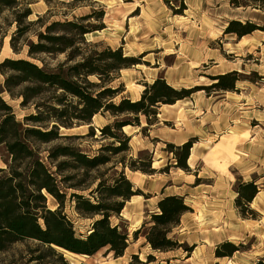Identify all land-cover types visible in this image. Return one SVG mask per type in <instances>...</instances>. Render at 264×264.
Instances as JSON below:
<instances>
[{"label": "rangeland", "instance_id": "374dc122", "mask_svg": "<svg viewBox=\"0 0 264 264\" xmlns=\"http://www.w3.org/2000/svg\"><path fill=\"white\" fill-rule=\"evenodd\" d=\"M15 2L13 8L3 9L0 14V63L4 59H22L47 71H54L64 63L66 55L41 54L28 57L27 43L36 44V35L44 33L45 27L53 22H75L91 31L84 36V40L86 44L96 47H87L86 51L99 53L106 48H120L126 57H140V65L120 71L108 85L112 89L121 87L120 94L113 100L114 104H118L122 98L138 101L145 86L151 85L156 79H163L176 90L194 87L207 89L175 103L174 107L160 105L157 115L150 119L140 115L139 127L122 128V135L130 139L128 151L115 156L109 165L101 167L92 175L105 173L104 179L110 180L116 173L123 172L134 188L145 196H136L132 202L126 203L120 219H110L112 226L119 225L126 231L129 247L121 258L107 254L106 249L91 257H78L60 251L68 264H201L204 260V264H256L258 260L264 259V32L254 33L240 41L236 36L223 35L227 23L232 20L241 23L250 21L264 27V0H238L246 3L247 8H234L230 0ZM181 2L185 10L182 14H175ZM26 10L31 12V16L22 19L23 27L39 18L40 22L15 38L18 50L15 54L9 44L17 28L15 18ZM56 33L62 35L63 32ZM6 39L10 51L5 49ZM230 72H237L241 76V81L235 84L233 91L217 92L210 88L214 84L211 77ZM89 81L98 83L94 77ZM3 98L13 108L18 121L22 122L25 116L35 114L32 108L22 109L19 106L20 100H11L7 95H3ZM113 122L114 119L106 113L95 116L90 125L71 130L60 129L61 135L74 138L38 146L43 161L47 163V151L56 145L72 146L89 158L101 155V147L118 146L112 139H104L100 135V130ZM89 127H92V136ZM193 135L197 136L191 138ZM186 136H189L188 141H193L192 147L200 144L197 152L202 156L201 161L191 164L193 168L188 166L189 173L175 168L172 154L166 151V144H171L168 141H174L175 145H172L180 146L179 143ZM225 140L229 144L221 157L212 156L211 152L216 145ZM238 145L245 148L244 153ZM146 154L152 157L153 175L133 173L119 164L123 160L128 165L131 161L144 159ZM4 158L6 154L0 148L2 169L5 168L2 161ZM194 174L197 176V184L192 179ZM249 179L259 189L257 198L249 206L256 214L255 220L241 218L235 206L237 186L248 183ZM195 185H199V191L207 192L217 202L204 204V195L191 191ZM175 192L191 194L189 201L193 208L189 206L191 213L187 215L192 219L189 224L196 223L199 227L208 224L212 228L211 233H220L212 236L208 235L210 232L201 229L193 234L189 242L184 243L183 237L178 239L170 235L188 247L193 239L200 240H197L198 251L190 263L185 262L188 256L182 249L168 254L156 253L144 239L145 230L150 226V215L157 213L156 204L160 195ZM81 194L87 196V193ZM47 207L51 210L56 208L54 200L49 196ZM203 211L209 216L203 218ZM213 211H222L223 214L211 216ZM63 212L71 221L75 233L83 237L91 230L93 221L98 219L80 217L68 196ZM139 229L135 241L133 233ZM224 237L227 238L224 241L241 247L240 252L231 259H217L214 255L210 257L209 250L217 245L213 246V243H221ZM207 242L211 246L206 249L203 243ZM38 247L33 241L15 244L0 253V264H34L29 261L38 256ZM148 256L153 258L147 260Z\"/></svg>", "mask_w": 264, "mask_h": 264}, {"label": "trees", "instance_id": "16d2710c", "mask_svg": "<svg viewBox=\"0 0 264 264\" xmlns=\"http://www.w3.org/2000/svg\"><path fill=\"white\" fill-rule=\"evenodd\" d=\"M15 4V0H0V14L3 9L13 8ZM230 5L234 8L248 7L238 0H230ZM184 10L181 2L179 10L174 12L182 14ZM29 16L31 12L26 10L15 18L17 28L9 43L15 54L18 53L15 38L40 22L39 18L23 27L22 19ZM57 31L63 32L62 35H57ZM257 31L264 32V27L250 21L241 23L232 20L227 23L223 35L236 36L240 40ZM90 32L75 22H53L45 27L44 33L36 35V44L27 43L28 57L66 55L64 63L54 71H47L22 59H4L0 63V148L6 154V158L2 159L5 168H0V253L18 243L36 242L40 248L36 251L38 256L29 263L68 264L60 251L91 257L106 249V253L114 258L123 257L129 247L128 234L119 225L112 226L110 219H120L125 204L133 197L144 195L134 188L123 172L116 173L110 180L104 179L105 173L97 176L92 173L109 165L115 156L128 151L130 139L121 131L127 126L139 127L140 115L150 119L157 115L160 105H174L189 99L194 93L207 90L199 87L176 90L163 79H156L145 86L138 101L122 98L114 104L121 87L112 89L108 85L120 71L140 65V57H126L120 48H106L99 53L86 51L87 47H96L85 43L84 36ZM92 77L98 79V83L89 81ZM211 81L214 84L210 88L217 92L233 91L241 76L230 72L211 77ZM3 95L11 100H20L22 109L32 108L35 114L18 121ZM106 113L114 122L104 126L100 135L104 139H112L118 146L101 147V155L89 158L72 146L56 145L48 149L47 163L43 161L38 146L74 138L61 135L60 129L90 125L95 116ZM89 128L92 136V127ZM192 145L193 141L178 147L166 144V151L172 154L175 168L190 172L187 160ZM119 164L133 173L155 174L151 169L152 157L148 154L144 159L131 161L128 165L123 160ZM258 192L254 182L237 186L235 206L241 218L256 219L249 205ZM81 193H87V196ZM46 196L54 200V210L47 207ZM67 196L69 201L74 202V210L80 217L98 218L84 237L75 233L71 221L63 212ZM156 209L157 213L150 215V226L144 233L146 244L156 253L182 249L188 256L193 247L178 243L170 235L179 225L182 215L191 212V209L179 196L161 198ZM139 231L133 233V240H137ZM240 248L227 241L221 242L214 248V257L231 259L240 252ZM133 258L136 259V256ZM152 258L148 256L147 260ZM256 264H264V259Z\"/></svg>", "mask_w": 264, "mask_h": 264}, {"label": "crops", "instance_id": "0c3cea01", "mask_svg": "<svg viewBox=\"0 0 264 264\" xmlns=\"http://www.w3.org/2000/svg\"><path fill=\"white\" fill-rule=\"evenodd\" d=\"M259 31H257V32H254V33H258ZM254 33H252V34H254ZM251 34V35H252ZM249 36V35H248ZM246 37V36H245ZM245 37H243V38H241L240 40H242V39H244ZM239 40V41H240ZM177 104V103H176ZM175 104V105H176ZM175 105H172L171 107H174ZM160 117V116H159ZM157 123H158V121H157ZM195 136H197V135H193V136H190L191 138L192 137H195ZM232 136H239V135H236V134H233ZM177 140H178V138H176ZM189 140V136H186V138L185 139H183L179 144H184L185 142H187ZM169 143H171V144H174V141H168ZM200 143H201V141H200ZM175 145V144H174ZM176 146H178V145H176ZM199 146H200V144H197V145H194L192 148H191V150H190V156H189V158H188V160H187V166H189V168H193L192 166H191V164H193V165H195V163L196 162H198L199 160L201 161V159H202V156H199V153L197 152L198 151V148H199ZM238 148H242L243 149V153H244V147H241L240 145H238L237 146ZM237 149V148H236ZM238 150V149H237ZM201 158V159H200ZM191 159H192V161H191ZM196 175L194 174L193 176H192V179L194 180L195 179V181L197 180L196 179ZM249 182H251L250 181V179L248 180ZM248 181H245V182H248ZM200 186L199 185H195V187L193 188V189H191V191L194 193V194H198V195H204V201H203V203L204 204H206V203H209V204H212L213 202H217V201H213V198L207 193V192H204V191H199V188ZM259 194V193H258ZM257 194V195H258ZM191 194L190 193H187V194H184V193H181V192H175V193H172V194H162V195H160L161 197H166V196H179V197H182L183 199H184V202H185V204L189 207H192L191 206V202L189 201V196H190ZM257 195H256V197L254 198V200L257 198ZM219 196V195H218ZM161 197H160V199H161ZM159 199V200H160ZM211 200H212V202H211ZM216 200V199H215ZM254 200L252 201V203L249 205L250 207L252 206V204L254 203ZM213 206V205H212ZM189 207V208H190ZM193 208V207H192ZM212 208V207H211ZM189 213H191V212H189ZM188 213H186V214H184V215H182V217L180 218V222H179V225L173 230V232H172V236H175V238H178V239H180L181 237H183L182 238V242L184 243L185 241L186 242H189V240L190 239H192L194 236H193V234H195L196 232H198V231H201V229H204L205 230V232H210V233H208V235L210 234V235H219L220 233H211V230H212V228L208 225V224H205V225H203V227L201 228V227H199L196 223H193V224H189V221H191L192 219L191 218H189L188 217V215H187ZM202 214H203V218H205L206 216H209L208 215V213H206L205 211H203L202 212ZM214 214H219V215H221L222 216V214H223V212L222 211H219V212H216V211H213L210 215L211 216H214ZM194 216H196V213H194L193 214ZM238 215V214H237ZM221 219V218H220ZM183 227V228H182ZM186 236V237H185ZM198 238V237H197ZM177 240V239H176ZM197 240H199V239H196V240H192V241H190V247H193V251L188 255V257L185 259V262L187 263V262H193V256L195 255V253L198 251V247L196 246V243L198 242ZM222 241H220V242H223L224 240H227V238H223V239H221ZM178 241V240H177ZM200 241V240H199ZM182 242H180V241H178V243H180V244H182ZM201 242H203V241H201ZM219 242V241H218ZM218 242H215V243H213V246H215L216 244H218ZM205 246H203V247H205L206 249H207V247L208 246H211V245H209V243L207 242L206 244L205 243H203ZM209 248V247H208ZM213 248V247H212ZM161 254H168V253H161ZM214 255V249H210L209 250V256L210 257H212ZM194 262H196V261H194ZM198 262H200V261H198ZM198 262H196V263H198ZM204 263H206L205 262V260L204 261H201V264H204Z\"/></svg>", "mask_w": 264, "mask_h": 264}, {"label": "bare ground", "instance_id": "6f19581e", "mask_svg": "<svg viewBox=\"0 0 264 264\" xmlns=\"http://www.w3.org/2000/svg\"><path fill=\"white\" fill-rule=\"evenodd\" d=\"M7 45H8V39L5 40L4 46H5V49L10 51V48ZM137 87H140V86H137ZM124 130H125V128H124ZM227 141L228 140H225V141H222L221 143L217 144L216 147L211 152L212 156L221 157V155L224 153L225 149L227 148V145L229 144V143H227ZM191 161H192V159H191ZM154 166H155V164L153 163L152 168H154ZM136 173H138V172H136ZM139 174H137V175H139ZM135 198H137V197L131 198L130 201L132 202L133 199H135ZM136 223H139V221ZM65 253H67V252H65ZM67 254H69V253H67ZM70 255H72V254H70ZM74 256H76V255H74ZM78 257H80V256H78Z\"/></svg>", "mask_w": 264, "mask_h": 264}]
</instances>
